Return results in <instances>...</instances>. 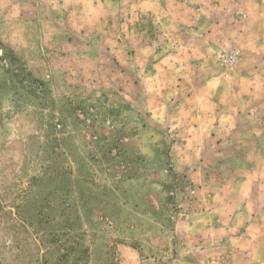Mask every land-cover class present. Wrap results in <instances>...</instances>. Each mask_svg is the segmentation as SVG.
Listing matches in <instances>:
<instances>
[{"label":"rangeland","instance_id":"rangeland-1","mask_svg":"<svg viewBox=\"0 0 264 264\" xmlns=\"http://www.w3.org/2000/svg\"><path fill=\"white\" fill-rule=\"evenodd\" d=\"M158 1L0 0V264H264V0Z\"/></svg>","mask_w":264,"mask_h":264},{"label":"crops","instance_id":"crops-1","mask_svg":"<svg viewBox=\"0 0 264 264\" xmlns=\"http://www.w3.org/2000/svg\"><path fill=\"white\" fill-rule=\"evenodd\" d=\"M153 0H151V2L149 3L151 5ZM158 1V0H157ZM196 2H203V3H210L208 4H204V5H199L198 7H190L189 10L191 9H196L194 10V13L192 14L193 16L190 17V20H188L187 18H178L177 21V27L179 29L182 30L183 35H188L189 30H192L191 36L194 38H197L199 41H202V51L205 52V54L207 55V41H218V39H220L219 34L221 33L222 30V23L218 24L219 22H217V17L216 15H212L210 17H205V11L206 8H210V11L215 12V9L218 8V2L217 0H210L209 2H207L206 0H195ZM236 1V0H235ZM180 2H182V0H160L158 1V4L153 7L158 10V14L159 13H164V15H166V17H170L171 19H173V14L171 13V8L170 7H175V4H179V6H184L185 8H187L189 5L191 6V3H194V0H184L183 3L180 5ZM225 2L228 4L226 10L223 12L224 15L223 17L225 18V14L228 16V14L230 15L232 12H238V9H240L243 4L245 3L244 0H238V3L234 5H232V0H225ZM148 3V2H147ZM144 3L142 5V9H146L145 7H148V4ZM242 3V4H241ZM241 4V7H240ZM200 10H199V9ZM148 9V8H147ZM154 10V9H152ZM145 13V12H144ZM148 13V10H147ZM247 16V15H246ZM207 28L212 29L211 32L206 31ZM190 35V34H189ZM209 37V38H208ZM218 81L217 78L214 79V81H212V86H214V89H217L218 86ZM221 95V94H219ZM223 104L222 99L220 104L216 105L215 107L217 108L216 112H217V120H225V114L226 111L221 108V105ZM228 126L224 123H220L218 129H221L222 133H220L221 135H228V136H233L235 135L234 130H231L232 132H225ZM229 131V130H228ZM240 135H243V133H241ZM245 135V134H244ZM242 215H247L245 213H242ZM249 223H246V225L244 226V231H242L243 234V239H241V243H249L252 239L250 237V234L248 232V225ZM242 249V248H241Z\"/></svg>","mask_w":264,"mask_h":264},{"label":"built area","instance_id":"built-area-1","mask_svg":"<svg viewBox=\"0 0 264 264\" xmlns=\"http://www.w3.org/2000/svg\"><path fill=\"white\" fill-rule=\"evenodd\" d=\"M236 55L237 54H235L234 52H231L230 54H226L223 59L230 65H233L236 63Z\"/></svg>","mask_w":264,"mask_h":264},{"label":"trees","instance_id":"trees-1","mask_svg":"<svg viewBox=\"0 0 264 264\" xmlns=\"http://www.w3.org/2000/svg\"><path fill=\"white\" fill-rule=\"evenodd\" d=\"M16 215V214H15ZM17 216V215H16Z\"/></svg>","mask_w":264,"mask_h":264}]
</instances>
